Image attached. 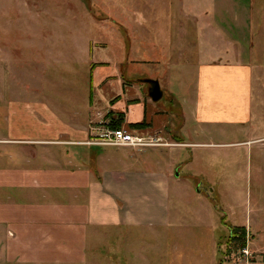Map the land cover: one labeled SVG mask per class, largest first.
<instances>
[{"label":"rangeland","instance_id":"374dc122","mask_svg":"<svg viewBox=\"0 0 264 264\" xmlns=\"http://www.w3.org/2000/svg\"><path fill=\"white\" fill-rule=\"evenodd\" d=\"M214 3L225 5L221 0ZM261 4L230 0L227 24L236 26L233 21L238 20L244 26L245 18L249 26L247 10L251 7L255 21L262 14ZM210 5V0H0V118L3 111L12 110L16 121L29 124L31 116L43 121L49 110L64 122L91 116V121L104 124L111 109L115 114L126 112L135 100L147 103L150 123H159L163 115L168 119L167 129L166 122H160V130L150 129L142 136L157 144L140 150L94 147H112L109 153L119 151L121 158L128 152L129 157L145 160L139 168L181 178L178 185L171 179L167 227L108 231L96 245L88 240L95 253H86L84 262L54 264H264V142L157 147L176 137L188 144H230L264 134V117H256V112L249 130L231 127L225 135L216 128L204 134V129L184 120L193 67L179 64L191 55L194 59L190 34L201 30L205 37ZM142 47L144 57L153 60L141 58ZM161 49H166L168 60L159 61ZM147 80L158 81L163 94L159 101L149 98ZM255 89L260 93L256 84ZM88 100L91 108L84 104ZM121 129L137 134L128 128L125 115ZM107 131L97 130L89 141ZM120 166L116 160L99 165ZM229 227L245 229L244 249L228 247Z\"/></svg>","mask_w":264,"mask_h":264},{"label":"crops","instance_id":"0c3cea01","mask_svg":"<svg viewBox=\"0 0 264 264\" xmlns=\"http://www.w3.org/2000/svg\"><path fill=\"white\" fill-rule=\"evenodd\" d=\"M213 1L205 11L211 19L205 37L201 30L190 34L194 59L191 55L179 64L193 67L189 113L183 117L193 127L204 129V134L216 128L225 135L231 127L249 130L255 112L256 117H264V0H260V17L253 21L250 7L251 24L246 26L243 18L244 26L237 20L232 27L226 20L230 0H221L225 2L222 6ZM246 13L243 9L242 14ZM142 50L141 58L151 60ZM164 50H160L159 61L166 58ZM84 104L92 107L90 100ZM126 109L119 111L127 125L149 123L147 128L133 131L138 136H145L150 129L160 130V122H166L164 129L168 127L167 115L160 116L159 123H150L147 103L135 100ZM47 111L49 116L43 121L31 116L29 124L16 121L17 113L12 110L3 111L0 118V264H54L70 259L82 263L86 253H95L89 250L88 240L96 245L108 231L116 234L124 229L167 227L171 179L178 185L179 176L139 168L145 160L129 157L128 152L121 158L119 151L109 153L112 147L88 145L89 138L104 129L100 121H91L94 117L64 122ZM181 139L157 147L249 145L263 143L264 134L230 144H188ZM7 147L18 153L6 152ZM115 160L121 163L119 168L99 167Z\"/></svg>","mask_w":264,"mask_h":264},{"label":"trees","instance_id":"16d2710c","mask_svg":"<svg viewBox=\"0 0 264 264\" xmlns=\"http://www.w3.org/2000/svg\"><path fill=\"white\" fill-rule=\"evenodd\" d=\"M124 121V114L123 113H112L109 112L105 116V123L103 124L104 128L112 131V130H118L121 129V126ZM149 126V123H146V121H143L141 123L136 124H129L128 128L133 130H142L144 128H147ZM128 131V130H126ZM229 238H228V247H233L234 250H242L246 246V231L244 228L240 227H229ZM227 247V251H228Z\"/></svg>","mask_w":264,"mask_h":264},{"label":"built area","instance_id":"2783aa9c","mask_svg":"<svg viewBox=\"0 0 264 264\" xmlns=\"http://www.w3.org/2000/svg\"><path fill=\"white\" fill-rule=\"evenodd\" d=\"M156 140L134 135L124 129L107 131L95 140L87 142L90 146L146 147L157 144Z\"/></svg>","mask_w":264,"mask_h":264},{"label":"water","instance_id":"95a60500","mask_svg":"<svg viewBox=\"0 0 264 264\" xmlns=\"http://www.w3.org/2000/svg\"><path fill=\"white\" fill-rule=\"evenodd\" d=\"M148 85V96L153 102L159 101L163 94L159 87V83L157 80H147L145 81Z\"/></svg>","mask_w":264,"mask_h":264}]
</instances>
